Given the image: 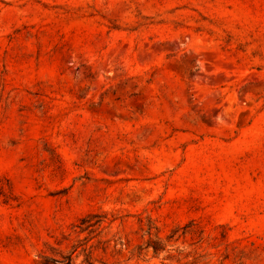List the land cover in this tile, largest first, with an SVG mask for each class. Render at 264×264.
Returning a JSON list of instances; mask_svg holds the SVG:
<instances>
[{
    "label": "rangeland",
    "instance_id": "rangeland-1",
    "mask_svg": "<svg viewBox=\"0 0 264 264\" xmlns=\"http://www.w3.org/2000/svg\"><path fill=\"white\" fill-rule=\"evenodd\" d=\"M0 264H264V0H0Z\"/></svg>",
    "mask_w": 264,
    "mask_h": 264
}]
</instances>
